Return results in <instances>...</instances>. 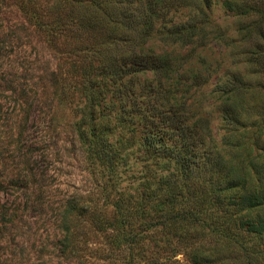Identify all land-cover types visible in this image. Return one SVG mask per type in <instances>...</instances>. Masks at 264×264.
I'll return each mask as SVG.
<instances>
[{
  "label": "rangeland",
  "instance_id": "rangeland-1",
  "mask_svg": "<svg viewBox=\"0 0 264 264\" xmlns=\"http://www.w3.org/2000/svg\"><path fill=\"white\" fill-rule=\"evenodd\" d=\"M89 1L0 0V264H148L158 258L166 259L164 264L183 263L191 246L213 244L206 233L197 237L149 226L160 214L150 202L144 219L118 220L116 201L146 195L154 185L146 188L145 180H156L148 177L155 167L137 145L138 136L128 138V130L114 127L109 140L121 146L122 157L115 168L88 157V139L78 138L84 128L79 122L85 100L81 71L89 67L92 77L97 65L89 47L107 32L127 29L118 23L95 30L81 26L95 7ZM93 1L100 11L105 0ZM147 1L133 0L140 10L131 17L137 28L132 35L138 37L130 47L166 53L183 64L177 72L182 76L171 73L165 83H172L169 97L186 99L187 117L206 121L200 123L208 132L198 126L195 135L201 149L230 157L228 169L235 177L252 173L253 164L264 167V53L261 66L250 54L259 45L264 48V40L255 31L249 37L241 32L249 23L264 21V0H234L254 7L247 15L228 10L225 0H149L153 12L143 5ZM174 22L186 23L187 29L193 22L194 41L166 40L165 30ZM232 72L245 83L237 100L247 117L246 127L225 145L220 88ZM193 73L205 83L189 84L184 78ZM138 77L142 85L153 81L149 71ZM108 123H115L113 114ZM234 249H227L229 255ZM239 255L232 251V264H240Z\"/></svg>",
  "mask_w": 264,
  "mask_h": 264
},
{
  "label": "trees",
  "instance_id": "trees-1",
  "mask_svg": "<svg viewBox=\"0 0 264 264\" xmlns=\"http://www.w3.org/2000/svg\"><path fill=\"white\" fill-rule=\"evenodd\" d=\"M149 2L143 5L153 12L155 8ZM89 3L95 7L91 6L89 13L79 21L81 26L95 30L104 23L112 26L118 23L127 29L117 35L107 32L100 42L89 47L90 56L97 60V65L92 77L89 67L81 71L85 77L81 86L85 100L79 122L84 128L77 131L78 138L88 139V157L93 156L115 168L122 158L121 146H114L109 135L113 134L115 126L119 131L128 130V138L138 136L137 145L155 167V173L148 177L156 180H145L146 188L154 185L149 193L141 194L133 201L121 197L116 201L114 207L118 220L123 223L131 217L144 219L145 207L150 202L160 214L148 223L149 226L167 232L176 229L191 231L197 237L206 233L213 243L206 247L201 243L191 246L186 252V261L179 264L234 263L232 251L240 254V264H264V167L253 164L252 173L235 177L228 169L231 167L230 157L201 149V138L195 135L198 126L205 127L203 133L208 132L200 123V120L204 124L206 121L187 117L189 104L186 99L169 97L172 83H165L171 73L182 76L177 72L183 64L176 63L166 53H144L130 47L138 37L132 35L137 28L131 17L140 10L132 5L133 0H105L101 15L97 9L99 3L93 0ZM223 4L240 15H247L254 9L251 4L234 0H225ZM148 26L151 23L144 27L145 32H148ZM196 29L193 22L188 29L186 23L174 22L165 30V38L185 45L194 41L192 36ZM251 31L257 33L260 41L264 40V21L258 19L249 23L241 32L249 37ZM258 44L257 40L255 45ZM257 48L250 54H256L254 62L261 66L260 52L264 53V48L260 45ZM142 71H149L153 81L140 84L138 74ZM184 79H189V84L194 86H201L206 80H202L201 74L194 73ZM180 82L182 84V80ZM244 84L239 74L232 72L220 88L225 94L219 102L226 130L222 142L225 145H229L228 141L239 128L246 127L243 120H246L247 108L242 111L237 100ZM144 87L145 92L142 91ZM138 88L141 90L136 92ZM110 114L115 120L113 125L108 123ZM233 235L252 241L247 244ZM134 236L129 237L128 242L133 241ZM231 247L235 249L229 255L227 249ZM165 260L153 259L148 264H164Z\"/></svg>",
  "mask_w": 264,
  "mask_h": 264
}]
</instances>
